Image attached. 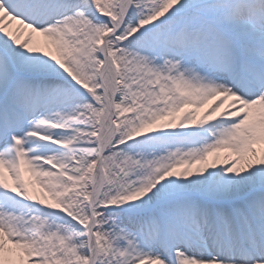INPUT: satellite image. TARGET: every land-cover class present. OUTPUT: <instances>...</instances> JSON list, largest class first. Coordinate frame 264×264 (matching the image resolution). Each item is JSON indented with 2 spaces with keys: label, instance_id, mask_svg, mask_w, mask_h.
Listing matches in <instances>:
<instances>
[{
  "label": "snow or ice",
  "instance_id": "snow-or-ice-1",
  "mask_svg": "<svg viewBox=\"0 0 264 264\" xmlns=\"http://www.w3.org/2000/svg\"><path fill=\"white\" fill-rule=\"evenodd\" d=\"M0 264H264V0H0Z\"/></svg>",
  "mask_w": 264,
  "mask_h": 264
}]
</instances>
